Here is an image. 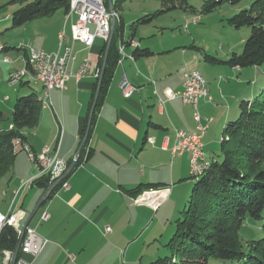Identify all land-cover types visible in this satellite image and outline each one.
I'll list each match as a JSON object with an SVG mask.
<instances>
[{"label": "crops", "instance_id": "obj_1", "mask_svg": "<svg viewBox=\"0 0 264 264\" xmlns=\"http://www.w3.org/2000/svg\"><path fill=\"white\" fill-rule=\"evenodd\" d=\"M63 30L57 35L59 43ZM66 35V43L77 55L69 65L70 70H76L88 56L99 64L106 43L97 46L96 41L90 49L77 50L78 41L73 42L71 29L69 35L66 28ZM131 39L138 41L141 48H149L151 53L137 56L135 60L126 57L122 63L117 61L112 79L95 109L92 128L76 168L67 176L70 187H59L29 222V226L35 227L38 234L48 240L36 258L21 256L30 264H119L125 244L133 241L127 237L130 232L143 225L152 214L155 220V214L165 203L176 192H181L178 188L182 182L190 177L195 179L190 174L189 153L173 151L177 129L197 131L195 108L181 98H167L168 91L182 90L187 71L202 73L203 66L207 70L202 74L210 87L212 100L203 98L198 105L204 118L210 119L203 139L205 152L206 148L215 153L219 151L218 143H222L227 123L235 119L240 112V102L247 99L246 88H243L245 80L240 76L243 68L208 60L210 64L203 63L202 51L199 52L195 44L192 46L198 51L180 46L181 42H142L136 34ZM2 43L0 58L10 57L11 49H17V59L10 57L13 62L6 63L22 64L23 68L27 48ZM119 43L120 40L117 47ZM125 51L132 54L135 48L128 44ZM231 54L226 51L219 56L228 59ZM99 78L87 76L79 82L72 78L65 90H50L48 98L43 87V93L38 94L42 106L40 121L34 128L24 131L25 142L38 153L44 146L56 148L60 143L59 155L72 163L85 137L83 131L88 124ZM124 80L135 88L129 95L123 93ZM3 99L8 101L10 97L6 94ZM160 99L165 103L161 105ZM13 109L14 106L7 116L0 108L1 130L14 127L11 122L4 128L3 123L13 116ZM36 175L30 155L25 150L16 152L14 166L0 180V223L3 213L22 210L23 228L46 191L37 183L29 186V178ZM139 185L143 186V193L136 196L134 189ZM20 186L23 188L15 195ZM149 195L150 201L155 200L154 205L149 200L135 201ZM46 211L49 217L43 220ZM4 257V254L0 256V264H8Z\"/></svg>", "mask_w": 264, "mask_h": 264}, {"label": "trees", "instance_id": "obj_2", "mask_svg": "<svg viewBox=\"0 0 264 264\" xmlns=\"http://www.w3.org/2000/svg\"><path fill=\"white\" fill-rule=\"evenodd\" d=\"M223 1L208 0L206 11H212ZM239 1L241 0H232V3ZM123 2L124 0H113L114 9H119ZM105 3L109 6L108 0ZM70 9L71 0H35L13 11L12 28L58 10L67 14ZM119 20L120 25L117 21L106 69L101 79L96 108L120 58L116 45L117 36L120 42L131 44L137 27L149 23L152 16L146 14L133 22L127 41L124 40V19L121 17ZM229 21L236 27L246 25L251 28L249 37L244 39L243 51L233 52L228 59L206 54V60L238 68L264 64V0H254L249 7L237 12ZM107 45L108 42L99 59L101 67ZM134 48L132 54L135 59L151 53L149 48H141L140 43ZM29 82L24 79L20 83L23 85ZM261 96L262 98L253 101L244 99L240 102L239 117L230 120L225 127L222 159H212L205 172L194 176L197 181L189 206L178 219V231L172 239L175 246L173 254L159 257L153 264H264V236L246 240L240 234L247 220H254L264 228V88ZM41 111V100L36 92L32 91L17 98L13 109L14 127L10 130L0 129V180L14 166V139L19 137L25 142L24 131L39 124ZM87 125L83 131L84 136ZM35 183L46 190L51 185L47 177L39 178ZM142 187L139 185L134 189L136 196L143 193ZM58 188L59 185L52 194ZM19 238L14 226H4L0 233V256L5 250L16 251ZM19 255L20 252L18 257Z\"/></svg>", "mask_w": 264, "mask_h": 264}, {"label": "rangeland", "instance_id": "obj_3", "mask_svg": "<svg viewBox=\"0 0 264 264\" xmlns=\"http://www.w3.org/2000/svg\"><path fill=\"white\" fill-rule=\"evenodd\" d=\"M33 1L35 0H0V49L3 48L2 42H6L19 48L20 46H33L35 48H45L48 51L58 50L60 46L59 40H57L58 32L63 28L65 30L67 28L70 35L72 19L66 22L67 14L63 10L37 17L22 26L12 28L13 11ZM253 1L241 0L237 3H232V0H224L222 4L212 11H206L208 0H124L119 9H114L112 12L114 14L113 19L116 16V22L118 20V25H120L119 19L123 17L125 38L131 35L133 22L146 14H151L152 20L149 23L137 27L136 38L142 42L152 40V43H161L163 41L167 43L181 42L183 44L180 46L185 45L190 49H196L192 46L195 44L199 47V52L202 51L201 59L204 63L208 62L205 58L207 53L226 59L219 55L223 56L226 51H230V53L243 51L244 39L249 37L251 28L246 25L236 27L229 19L240 10L249 7ZM193 20H196V23H193ZM185 24H189V30L184 28ZM96 41L97 46L105 44L101 38ZM118 41L119 37L117 36L116 44ZM180 46L179 49H181ZM85 48L87 47L84 42L76 44L77 50ZM16 52L17 49L12 48L9 56L17 59L18 53ZM3 57L0 58V108L8 116L11 115L9 111L12 110L20 95L28 94L32 91L40 95L43 93L44 86L39 80H31L23 85L20 83L10 86L8 81L9 72L11 70H21L22 64L6 63L3 61ZM205 68V66H203V69L200 68L202 73H206L205 71L207 70ZM243 69L244 72L240 76L245 80L243 88H246L247 99L249 98L253 101L257 98H262L264 64ZM6 94L10 97L8 101L3 99ZM47 94L46 98L49 97L50 93ZM238 117L239 114L234 118L237 119ZM203 121L205 122V118ZM11 122H13V116H10L9 120L3 121L4 128L8 127ZM16 139L20 140L19 137L14 140ZM218 144L219 151H216V153L212 152L211 148H206V155H209L214 160L222 159V143L219 142ZM29 148H31L30 145ZM21 149L22 146L20 144H14L15 152ZM30 158L33 161L31 155ZM28 167L31 168V166ZM196 179L190 177L189 180L183 181L178 188L179 192H181L179 194L176 192L174 197L165 203L164 208L158 214H155L157 216L155 220H152V214L143 222V225L130 232L127 237L133 239V241L131 244H125L123 249L124 256L119 264H153L159 257L173 254L175 246L172 239L178 231V219L184 215V211L189 206ZM240 234L246 240L260 239L264 236V228L254 220H247L241 228Z\"/></svg>", "mask_w": 264, "mask_h": 264}, {"label": "built area", "instance_id": "obj_4", "mask_svg": "<svg viewBox=\"0 0 264 264\" xmlns=\"http://www.w3.org/2000/svg\"><path fill=\"white\" fill-rule=\"evenodd\" d=\"M72 19L71 23V38L73 42H80V40H87V48H92L98 38L109 42L112 31V17L109 6L106 5L105 0H78V10L76 13H67L66 22ZM196 23V20H193ZM184 28L189 30V24H185ZM60 46L56 51H47L42 48H35L33 46L26 47L27 53L23 57L25 65L21 70L13 71L9 76V83L11 85L17 84V77H21L22 73H29L37 80L44 82L46 86H53V89L65 90L70 79L74 78L77 82L81 81L87 76H94L99 78L101 75V66L95 64L93 59L86 57L74 71L69 69V65L77 57L73 52L72 46L66 43V30L60 34ZM118 46L120 58L119 63L128 57L132 58V54H127L125 42H120ZM137 41H132V46H137ZM4 48V47H3ZM0 49V51L3 50ZM25 48V49H26ZM135 60V59H134ZM5 62H13V60L5 56ZM134 86L129 84L126 80L122 83V90L124 95H129ZM8 98V97H6ZM168 99L181 98L183 102L191 104L195 108L194 118L198 124L197 131L188 132L184 129L176 130V141L173 147L175 153L188 152L190 156V174L194 178V174H198L199 169L205 166V161H212L205 152L204 136L208 129L209 118H205L198 110L200 100L207 98L212 100L210 95V87L206 79L201 78L199 70H189L185 73L183 88L179 91L170 90L167 92ZM165 100L160 99V104H164ZM24 141V139H22ZM153 141V140H152ZM28 155H33V163L37 169V175L29 178V186L42 177H47L49 183L52 185L56 180L62 178L67 172L71 162L67 161L59 154H55V148L51 146H44L38 153L32 147L27 152ZM79 159H77L78 162ZM60 188L68 189L70 187L67 177H64L58 184ZM23 187L15 190V195ZM152 197V196H151ZM150 201L149 196H141L135 199L137 202ZM155 201V200H154ZM154 201H150L154 205ZM156 207V205L154 206ZM24 211L19 210L11 214L3 213V220L0 223V233L4 226L12 225L17 230L19 236L22 234V225L20 220ZM49 213L46 211L42 215V219L46 220ZM110 230V228H108ZM47 239L40 236L33 226H27L25 235L20 246V255L16 264H30L22 259V255H29L33 259L36 258L44 249ZM15 251L5 250V261L11 264L14 258Z\"/></svg>", "mask_w": 264, "mask_h": 264}, {"label": "water", "instance_id": "obj_5", "mask_svg": "<svg viewBox=\"0 0 264 264\" xmlns=\"http://www.w3.org/2000/svg\"><path fill=\"white\" fill-rule=\"evenodd\" d=\"M108 5H109L110 11H114L113 0H108ZM115 27H116V18H114L113 21H112L111 36H110V40H109L108 45H107V48H106V52H105V56H104V60H103V65H102V68H101V75H100V78H99L98 88H97V91H96V94H95V98H94V101H93V104H92V107H91V111H90V115H89V120H88V125H87V130H86L85 137H84V139H83V141L81 143V146H80V148H79V150H78V152H77L74 160L70 164V166H69L67 172L65 173V175L62 178L56 180L52 185H50V187L45 191V193L43 194V196L41 197V199L39 200V202L37 203V205L35 206V208L30 213V215H29L26 223L24 224V226L22 228V234H21V236L19 238L18 247H17V249H16V251L14 253V258H13L11 264H16V262H17L18 254H19V250H20V246H21V243H22L23 238H24V235H25V229L29 225V222L31 221V219L33 218V216L35 215V213L38 211V209L40 208V206L48 198H50L52 192L58 186V184L60 183V181L64 177H67L74 170V168H76L77 159H78V157L80 155V152H81L82 148L84 147V145L86 144V142L88 140V136H89V133H90V130H91L92 121H93V115H94V112H95V109H96V106H97V102H98V98H99V94H100L101 79H102V76L104 75V72H105V69H106L108 54H109L110 46H111L112 39H113V36H114V33H115Z\"/></svg>", "mask_w": 264, "mask_h": 264}, {"label": "bare ground", "instance_id": "obj_6", "mask_svg": "<svg viewBox=\"0 0 264 264\" xmlns=\"http://www.w3.org/2000/svg\"><path fill=\"white\" fill-rule=\"evenodd\" d=\"M77 10H78V0H71L70 13H76ZM110 14H111V17L113 19V15H114L113 12L110 11ZM115 18H116V16H115ZM80 42H84L85 46L87 47V40H80ZM131 59H134L133 54H132V58ZM201 78L202 79H205V77L203 76L202 73H201ZM24 79H27L29 81H31V80L32 81L33 80H37L36 78H34L31 75H29V73H22L21 77H17V84H19L20 82H22ZM42 84H43V86H44V88H45V90H46L47 93H49V91L53 89V86H46V84L44 82H42ZM23 142L24 141H22L21 139L20 140L19 139L14 140V144H16V145L20 144V146H22V149H24V150H26V151L29 152L30 151L29 145L26 144V143H23ZM59 146H60V143H59ZM59 146L55 148V154H59V148H60ZM31 156H32V159H33V155H31ZM210 164H211V161H205V166L203 168L199 169L198 174H194V176L197 177V176L201 175L210 166Z\"/></svg>", "mask_w": 264, "mask_h": 264}]
</instances>
